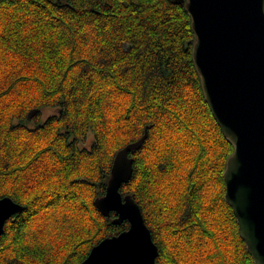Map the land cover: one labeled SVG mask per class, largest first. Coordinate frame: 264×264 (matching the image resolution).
Listing matches in <instances>:
<instances>
[{"label":"trees","instance_id":"1","mask_svg":"<svg viewBox=\"0 0 264 264\" xmlns=\"http://www.w3.org/2000/svg\"><path fill=\"white\" fill-rule=\"evenodd\" d=\"M186 2L0 0V198L25 208L0 264H82L127 231L95 203L146 133L121 193L157 264H255L225 198L234 146L207 103Z\"/></svg>","mask_w":264,"mask_h":264},{"label":"water","instance_id":"2","mask_svg":"<svg viewBox=\"0 0 264 264\" xmlns=\"http://www.w3.org/2000/svg\"><path fill=\"white\" fill-rule=\"evenodd\" d=\"M186 7L207 103L234 146L223 174L225 198L255 264H264V0H187ZM146 139L147 133L117 153L107 192L95 203L104 217L116 214L115 225L127 221L130 228L102 240L82 264H157L159 248L138 203L121 193L134 173L130 153ZM24 210L13 199L0 198V237Z\"/></svg>","mask_w":264,"mask_h":264},{"label":"rangeland","instance_id":"3","mask_svg":"<svg viewBox=\"0 0 264 264\" xmlns=\"http://www.w3.org/2000/svg\"><path fill=\"white\" fill-rule=\"evenodd\" d=\"M55 112V111H52V113ZM45 116L49 115L50 114V111H47V112H44ZM92 141V137L90 136L89 138V142ZM89 142L88 144L86 145L87 147L89 146Z\"/></svg>","mask_w":264,"mask_h":264}]
</instances>
